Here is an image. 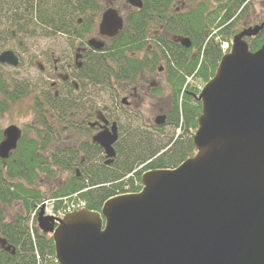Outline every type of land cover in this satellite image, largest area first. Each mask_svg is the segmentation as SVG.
I'll return each mask as SVG.
<instances>
[{"label": "water", "instance_id": "1", "mask_svg": "<svg viewBox=\"0 0 264 264\" xmlns=\"http://www.w3.org/2000/svg\"><path fill=\"white\" fill-rule=\"evenodd\" d=\"M121 26L110 11L101 32ZM263 28L264 22L233 37L195 97L202 113L192 158L146 172L139 193L111 198L100 212L85 208L55 219L41 209L38 229L51 236L58 264H264V44L252 52L247 41ZM180 43L191 46L189 39ZM0 62L17 65L11 53ZM19 138L16 127L6 129L0 158H9ZM117 140L116 126L94 137L106 165L114 162ZM0 248L11 251L2 239Z\"/></svg>", "mask_w": 264, "mask_h": 264}, {"label": "trees", "instance_id": "2", "mask_svg": "<svg viewBox=\"0 0 264 264\" xmlns=\"http://www.w3.org/2000/svg\"><path fill=\"white\" fill-rule=\"evenodd\" d=\"M33 1L29 4L28 11L36 17H42L44 22L47 10L40 11V0ZM175 1L151 0V5L142 12L160 13L163 16L159 18L160 21L168 19L163 22L166 24L165 29L172 36L190 38L192 47L189 50L169 37L160 36L153 38L151 43L147 42L152 48H147L143 58L138 56L140 42L134 43V38H124L121 48L114 54L120 58L115 64L114 76L117 79L130 77L134 80L144 72L153 74L159 64H164L166 84L170 91L164 113L165 125H151L149 131L143 124L136 125L137 118H126L124 121L121 117L123 132L116 147L115 161L106 166L104 160H100L102 150L96 151L94 160L91 161L95 163L85 166L83 176H77L74 172L53 193L51 199L59 200L57 208L63 207V199L70 202L77 196L88 210L100 212L109 199L140 192L141 178L145 172L176 169L196 154L193 137L198 129L202 106L195 97L217 71L223 57L220 40L231 42V38L245 28L261 24L264 18L261 22L258 21L254 8L260 1L264 6V0H198L189 10L180 12L171 8ZM1 2L2 0L0 6L5 8L7 2ZM56 2L52 23L62 29V22L67 19L65 15L75 5L70 0ZM83 3L86 2H81ZM63 26L67 27L66 24ZM148 39L149 35L146 36V40ZM247 41L252 52L258 51L264 44V28L258 36ZM95 67L90 64L85 70L86 79L92 80ZM96 68H99L101 74L111 72L103 61ZM55 136V133H49L47 140L53 144L57 139ZM38 151V145L20 142L10 159L5 162L0 160V205L10 207L13 203H19L23 209V214H15L7 222L0 209V238L11 248L10 252L1 251L0 264H56L51 236L41 233L36 226L33 228V236L29 222L45 198L38 188L39 173L51 175L55 168L69 171L72 167L71 158L77 159V153L56 147L51 163L47 161L45 166L44 160L37 155ZM80 151L90 159L88 148Z\"/></svg>", "mask_w": 264, "mask_h": 264}, {"label": "flooded vegetation", "instance_id": "3", "mask_svg": "<svg viewBox=\"0 0 264 264\" xmlns=\"http://www.w3.org/2000/svg\"><path fill=\"white\" fill-rule=\"evenodd\" d=\"M32 1L2 0L1 3L7 2V6L5 8L0 6V57L5 53H11L17 61L16 66L0 62V120L2 113L10 105L14 108L25 107L28 116L32 118L31 124L23 126V129L16 124L12 125L20 132V138L8 159L17 151L20 142H25L28 145L39 146L37 155L47 166V161L51 163V156L54 154L52 152L47 157V152H50V149L55 150L62 132L71 133L70 141L73 135L84 134L87 136L84 142H70L68 146H58L65 151L77 153V159L71 158L72 167L69 173L72 176L74 172L77 176H83L85 166L95 163L91 161L94 160L93 155L96 151L101 149L100 160L102 162L103 159L105 165L107 162L104 150L94 142V137L106 130L113 132L116 126L118 140L113 145L116 152L123 132L121 117L124 121L131 117L134 119L140 117L139 103L134 101L141 99L139 92L144 89L147 91L148 77L152 79L155 75L164 73L166 82V72L162 63L153 74L144 72L134 80L130 77L117 79L114 76L115 64L120 58L114 54L121 48L123 39L134 38V43L140 42L138 56L143 58L147 48H152L147 42L151 43L153 38L166 36L181 46L180 40L190 38L172 36L163 23L168 19L160 21L159 18L163 17L160 13L142 12L151 5V0H140L141 8L134 6L131 0H70L75 7L65 15L67 19L62 22V29L52 23L56 0L33 1H39L40 11L47 10L44 22L41 20L42 17H36L34 13L28 11ZM188 1L190 0H176L171 8L175 12L186 10ZM110 11L121 20L122 26L116 33L107 35L101 32V25L104 15ZM63 24L67 27L64 28ZM148 35L150 39L146 40ZM35 36H41L45 40L43 49L37 50L40 52L38 56L33 55L35 51L26 44L27 39ZM58 36L66 39L65 53L60 56L57 52L47 54V39L51 40ZM94 43L101 44V48L95 47ZM182 47L189 50L192 42L190 48ZM100 60L107 64L113 75L111 72L100 73L99 68H96L100 66L102 62ZM90 64L96 66L92 80L84 77L85 70ZM34 68L37 71L35 77L31 76ZM19 70L25 71V77L17 74ZM8 128L3 129L0 125V144L5 140V131ZM49 133L56 135L57 139L53 143L55 146L47 140ZM82 148L89 149L90 159L80 151ZM68 159L70 161V158ZM0 160L6 161L2 158ZM41 175L39 173V176ZM43 175L47 176L46 173ZM2 250L0 248V254Z\"/></svg>", "mask_w": 264, "mask_h": 264}, {"label": "rangeland", "instance_id": "4", "mask_svg": "<svg viewBox=\"0 0 264 264\" xmlns=\"http://www.w3.org/2000/svg\"><path fill=\"white\" fill-rule=\"evenodd\" d=\"M197 1L198 0L188 1L187 6H185L188 8L186 10H189L192 6H194L197 3ZM179 4H181V2ZM254 9H255L256 17H258V21L261 22V20L264 18L263 3L261 1L257 2ZM186 10H182V11H186ZM44 42L45 40L41 36H35L33 38H29L26 40V44L32 47V49L35 51L33 52V55L35 56H38L40 53L37 52L38 49H43ZM65 43H66V39L60 36L56 38H51V40L47 39V54H50V52H57L59 56L60 54H64L65 49L67 48V45ZM10 72H12V70ZM24 73H25L24 70H19L17 74H20L21 77H25ZM31 76L34 77L37 76V71L35 68L32 69ZM146 89L147 91L144 89L141 92H139L141 99L139 101L138 100L134 101L135 103H139V108H140L138 112L140 117L135 119V122L137 126H139L140 124L147 126L146 128H148V130L150 131V126L154 125L155 119L159 116H162L166 111L165 108L170 91L166 85L164 73L155 75L154 77H152V79L148 77V86H146ZM18 108L17 107L14 108L10 105V107L7 108V110L4 113H2L3 115H1L0 125L2 126L3 129L8 128L13 124H16L18 127L23 129V126L31 124L32 118L28 116L27 109L23 106H19ZM132 118L134 119V117ZM30 134L34 135L33 133ZM70 135H71L70 132L67 131H65L64 133L62 132L59 137V141H58L59 144L57 145V147L63 145L68 146L70 145V142L79 143V141L84 142L87 140V136H85L84 134H80V135H73L72 141H70L69 140ZM73 139L75 141H73ZM49 151L50 152H47V157L52 152H54V149L53 150L50 149ZM68 176H72L69 173V171L66 172L59 168H55L54 173L52 172L51 175L40 176V179L38 180V184H39L38 188L45 196L44 198L45 201L49 200L52 197L53 193L59 187L63 186L66 183ZM0 209L4 213V218L6 222L11 220L15 214H23L22 206L19 203L16 204L13 203L10 207L0 205Z\"/></svg>", "mask_w": 264, "mask_h": 264}, {"label": "built area", "instance_id": "5", "mask_svg": "<svg viewBox=\"0 0 264 264\" xmlns=\"http://www.w3.org/2000/svg\"><path fill=\"white\" fill-rule=\"evenodd\" d=\"M222 51L225 53L229 50V44L226 42H223L221 45ZM55 201H47L43 203V206L45 207L46 214L53 217H61L64 216L67 213H70L74 210H77L79 208H82L85 206L84 203L78 202V203H67L65 202L63 207L59 210H56L54 207Z\"/></svg>", "mask_w": 264, "mask_h": 264}]
</instances>
